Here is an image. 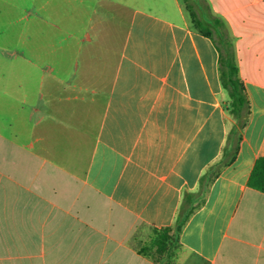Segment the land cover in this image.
Masks as SVG:
<instances>
[{
    "label": "crops",
    "instance_id": "crops-1",
    "mask_svg": "<svg viewBox=\"0 0 264 264\" xmlns=\"http://www.w3.org/2000/svg\"><path fill=\"white\" fill-rule=\"evenodd\" d=\"M109 1L125 10L117 52L92 34L67 69L0 55V264H156L138 240L173 223L226 140L220 53L250 117L168 264H264V191L247 185L264 153V0H204L209 35L181 0ZM15 31L0 24V47Z\"/></svg>",
    "mask_w": 264,
    "mask_h": 264
},
{
    "label": "rangeland",
    "instance_id": "rangeland-1",
    "mask_svg": "<svg viewBox=\"0 0 264 264\" xmlns=\"http://www.w3.org/2000/svg\"><path fill=\"white\" fill-rule=\"evenodd\" d=\"M17 2L18 6L12 8V11L0 10V24H14L17 27V31L13 32L14 38L19 42L18 45L11 47H0V55L31 56L36 61V71L47 72L50 69L58 70L61 66L64 69L69 68L71 64L68 63V58H74L78 44L92 34L94 38L98 35L100 40H106L108 37L114 39L117 43L115 52L118 51L126 25L125 10L118 2L112 3L109 0ZM181 2L193 24L192 9L199 18L204 17V0ZM2 4H5L4 1H0V7ZM192 5L193 8L190 7ZM61 56L65 57L64 63H61ZM149 236L150 234L142 236L141 240H138L137 245L141 249L148 246ZM149 253L160 257L155 248H150Z\"/></svg>",
    "mask_w": 264,
    "mask_h": 264
},
{
    "label": "trees",
    "instance_id": "trees-1",
    "mask_svg": "<svg viewBox=\"0 0 264 264\" xmlns=\"http://www.w3.org/2000/svg\"><path fill=\"white\" fill-rule=\"evenodd\" d=\"M193 8V5L190 6ZM194 25L205 35H209V25L199 18L194 9L191 10ZM219 77L227 98L222 101L223 109L230 120L225 143L220 157L209 164L199 177L195 190H183L178 212L173 223L162 228H153L152 237L148 246L139 252L150 256L156 264H168L171 259V248L177 245L179 234L190 217L205 202L212 183L224 167L231 164L237 156L242 133L246 127L251 106L242 78L239 75L234 54L220 53ZM247 185L258 191H264V153L259 155L253 165ZM150 248H155L159 258L149 253ZM166 257V258H165Z\"/></svg>",
    "mask_w": 264,
    "mask_h": 264
}]
</instances>
